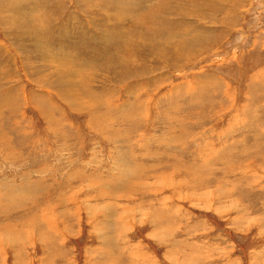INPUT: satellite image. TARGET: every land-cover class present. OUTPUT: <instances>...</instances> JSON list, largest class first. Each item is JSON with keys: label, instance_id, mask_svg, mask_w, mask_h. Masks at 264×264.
Wrapping results in <instances>:
<instances>
[{"label": "rangeland", "instance_id": "obj_1", "mask_svg": "<svg viewBox=\"0 0 264 264\" xmlns=\"http://www.w3.org/2000/svg\"><path fill=\"white\" fill-rule=\"evenodd\" d=\"M0 264H264V0H0Z\"/></svg>", "mask_w": 264, "mask_h": 264}]
</instances>
